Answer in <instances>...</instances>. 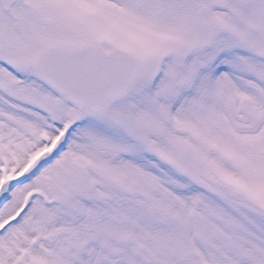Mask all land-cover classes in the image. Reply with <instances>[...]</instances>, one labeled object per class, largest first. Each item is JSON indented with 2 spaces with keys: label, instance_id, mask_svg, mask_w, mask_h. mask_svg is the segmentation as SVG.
<instances>
[{
  "label": "snow or ice",
  "instance_id": "obj_1",
  "mask_svg": "<svg viewBox=\"0 0 264 264\" xmlns=\"http://www.w3.org/2000/svg\"><path fill=\"white\" fill-rule=\"evenodd\" d=\"M0 264H264V0H0Z\"/></svg>",
  "mask_w": 264,
  "mask_h": 264
}]
</instances>
